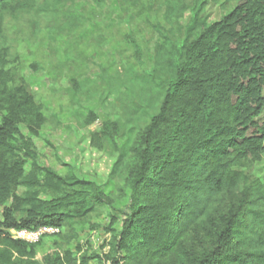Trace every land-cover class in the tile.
Here are the masks:
<instances>
[{"label": "trees", "instance_id": "trees-1", "mask_svg": "<svg viewBox=\"0 0 264 264\" xmlns=\"http://www.w3.org/2000/svg\"><path fill=\"white\" fill-rule=\"evenodd\" d=\"M15 1L0 0V16ZM164 1L171 28L155 26L162 41L156 68L147 78L133 68L126 78H105L103 101L117 97L124 107L125 96L139 97L140 104L131 101L125 123L107 121L91 134L92 147L120 154L115 171L131 157L123 211L72 168L66 176L45 168L40 182L33 138L43 136L47 120L27 86L15 84L0 47V264H90L70 250L37 260L36 245L10 232L62 230L102 207L120 227L98 264H264V177L249 174L264 153L257 120L264 109V0H236L219 21L206 16V0H193L190 9L185 0ZM130 43L140 57L139 44ZM97 121L91 112L88 125ZM44 192L52 199H41Z\"/></svg>", "mask_w": 264, "mask_h": 264}, {"label": "rangeland", "instance_id": "rangeland-1", "mask_svg": "<svg viewBox=\"0 0 264 264\" xmlns=\"http://www.w3.org/2000/svg\"><path fill=\"white\" fill-rule=\"evenodd\" d=\"M206 1L205 14L210 21L221 20L236 7V0ZM193 3L185 0L189 9ZM164 15V0H17L0 16V47L7 49V70L16 85L27 86L47 120L43 136L33 138L41 183L46 179L45 168L62 176L72 168L78 177L101 187L116 210L125 209L124 164L131 157L126 156L115 171L120 154L109 146L103 150L92 147L91 134L107 121L125 123V110L132 102L140 104L139 97L125 96L124 107L117 97L103 101L105 78H126L128 68L147 78L156 68L155 53L162 42L155 26L171 28ZM190 15L188 10L176 26L177 37L182 36ZM131 38L141 47L140 57L134 53ZM91 112L98 121L88 125ZM257 120L264 124V109ZM23 133L27 134L24 129ZM118 148H124L123 141H118ZM25 170L29 175L30 161ZM249 174L264 177V153L261 161L250 166ZM25 191L22 185L18 194ZM52 197V192L41 195L43 200ZM109 214L110 209L102 207L83 219H69L60 234L44 235L33 244L35 258L42 261L51 253L70 250L77 257H90V264H98L97 256L109 252L105 243L120 227L112 224Z\"/></svg>", "mask_w": 264, "mask_h": 264}, {"label": "built area", "instance_id": "built-area-1", "mask_svg": "<svg viewBox=\"0 0 264 264\" xmlns=\"http://www.w3.org/2000/svg\"><path fill=\"white\" fill-rule=\"evenodd\" d=\"M10 233L14 239L22 240L33 245L37 242L39 243L44 235H58L61 232L58 228L44 227L36 232L12 230Z\"/></svg>", "mask_w": 264, "mask_h": 264}]
</instances>
